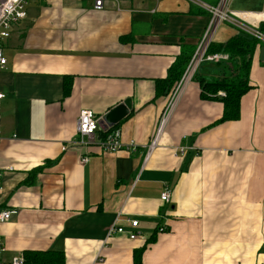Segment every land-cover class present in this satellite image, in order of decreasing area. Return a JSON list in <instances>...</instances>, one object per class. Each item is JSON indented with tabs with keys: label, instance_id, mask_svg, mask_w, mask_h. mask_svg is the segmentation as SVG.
Here are the masks:
<instances>
[{
	"label": "crops",
	"instance_id": "obj_1",
	"mask_svg": "<svg viewBox=\"0 0 264 264\" xmlns=\"http://www.w3.org/2000/svg\"><path fill=\"white\" fill-rule=\"evenodd\" d=\"M217 2L105 0L96 9L94 0H30L5 42L0 71V209L14 211L0 225L3 264L47 250L63 252L66 264H136L140 249L141 264H264L260 48L237 120L218 122L223 101L202 97L199 78H222L226 62L204 61L144 163L169 101L170 93L157 95L156 81L182 51H195L210 17L202 3ZM230 8L250 13L246 23L264 32V0H231ZM237 33L223 22L213 41ZM125 100L129 112L100 128L95 144L74 145L82 109L101 120ZM112 129L136 150L103 152ZM117 218L139 237L108 239Z\"/></svg>",
	"mask_w": 264,
	"mask_h": 264
},
{
	"label": "built area",
	"instance_id": "obj_2",
	"mask_svg": "<svg viewBox=\"0 0 264 264\" xmlns=\"http://www.w3.org/2000/svg\"><path fill=\"white\" fill-rule=\"evenodd\" d=\"M104 1L105 0H94L95 8L103 9ZM29 2L30 0H0V71L6 69L8 62L4 53L5 42L10 38L13 27L27 16V6ZM230 2L231 0H218V2L214 5L202 3V7L210 14L209 21L197 43V47L195 48L192 58L188 63L181 80L178 81L169 94V101L159 117L155 132L150 140L149 145L147 146L144 163L149 160L153 151L161 144L162 134L166 128L184 83L194 77L198 66L202 62H217L226 59L225 56L218 52H209V47L213 42L215 31L221 23L228 22L235 25L237 28H239V30L254 36L264 45V32L258 27H252L246 23L251 14L248 12H236L232 10L230 8ZM262 17H264V14H261V18ZM218 95L220 97H224L226 93L224 91H220ZM4 98L5 94L0 91V130L2 124L1 105ZM99 130V119L96 117L95 113L90 109H82L79 112L77 123V132L79 138L73 142L74 145L86 146L89 144H95V136ZM100 147L102 148L103 152H115L123 148L134 151L136 150V142L131 141L127 144L124 143L121 140L120 131L115 129L111 131L104 140L101 141ZM63 148L65 149V147ZM184 152V148H179L177 150V153L179 154ZM88 160V155H85L82 158L83 163L88 162ZM1 180L2 173L0 171V192ZM161 199L166 203L170 202L171 194L169 189H165L161 193ZM13 213L14 211L12 210L0 209V225L9 221ZM118 221L119 218H117L110 226L107 233L108 239L113 237L115 234L120 233H128L129 238L131 239H136L139 237V233L135 229L126 231ZM130 225L135 228L139 225V221L137 219L130 220ZM4 250L5 244L0 237V264H3L1 258ZM9 264H25V258L23 256L15 257Z\"/></svg>",
	"mask_w": 264,
	"mask_h": 264
},
{
	"label": "trees",
	"instance_id": "obj_3",
	"mask_svg": "<svg viewBox=\"0 0 264 264\" xmlns=\"http://www.w3.org/2000/svg\"><path fill=\"white\" fill-rule=\"evenodd\" d=\"M260 29L263 31L262 27ZM262 45L257 38L242 30H239V33L225 43L214 41L211 43L210 53L218 52L226 57V59L220 60L226 61L225 73L220 79L201 77L199 80L203 98L220 97L217 94L221 90L226 93L224 97H220L224 104V111L218 122L237 120L240 117L241 99L252 87L250 82L251 67L255 55ZM193 53L194 51H182L167 76L156 81L158 96L169 94L178 81L181 80ZM68 85L69 83H67V90ZM142 251L143 249H140L135 252L134 260L136 264H141ZM25 264H66V258L65 254L59 251H26Z\"/></svg>",
	"mask_w": 264,
	"mask_h": 264
},
{
	"label": "water",
	"instance_id": "obj_4",
	"mask_svg": "<svg viewBox=\"0 0 264 264\" xmlns=\"http://www.w3.org/2000/svg\"><path fill=\"white\" fill-rule=\"evenodd\" d=\"M259 59L264 61V45H262L259 49ZM129 108L130 100H125L99 120L100 128L107 129L116 125L129 112Z\"/></svg>",
	"mask_w": 264,
	"mask_h": 264
}]
</instances>
